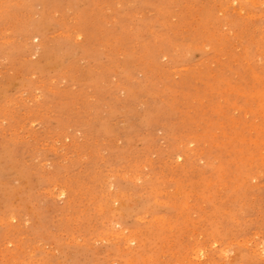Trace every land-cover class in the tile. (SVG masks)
Listing matches in <instances>:
<instances>
[{
	"label": "rangeland",
	"instance_id": "rangeland-1",
	"mask_svg": "<svg viewBox=\"0 0 264 264\" xmlns=\"http://www.w3.org/2000/svg\"><path fill=\"white\" fill-rule=\"evenodd\" d=\"M0 264H264V0H0Z\"/></svg>",
	"mask_w": 264,
	"mask_h": 264
},
{
	"label": "bare ground",
	"instance_id": "bare-ground-1",
	"mask_svg": "<svg viewBox=\"0 0 264 264\" xmlns=\"http://www.w3.org/2000/svg\"><path fill=\"white\" fill-rule=\"evenodd\" d=\"M249 16V15H248Z\"/></svg>",
	"mask_w": 264,
	"mask_h": 264
}]
</instances>
